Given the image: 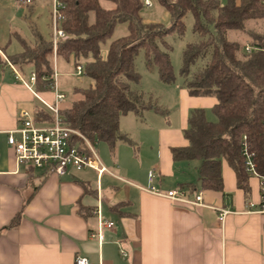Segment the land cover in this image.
<instances>
[{"label":"crops","instance_id":"crops-1","mask_svg":"<svg viewBox=\"0 0 264 264\" xmlns=\"http://www.w3.org/2000/svg\"><path fill=\"white\" fill-rule=\"evenodd\" d=\"M35 2L20 7L32 9L33 15ZM16 54L0 46V264H75L77 255L91 264H264V214L248 212L249 201H259L258 180L249 178L247 194L224 160L223 190L208 189L201 184L200 160L174 159L173 149L189 146L185 131L192 111L203 110L214 122L217 99L189 93L188 81L197 72L188 79L176 74L175 83L165 84L152 68L151 86L135 90L131 84L146 107L140 115L121 117L120 132L127 140L113 148L97 145L108 172L68 168L58 174L19 165L8 145L22 112L40 123L52 122V116L37 117L39 111L50 112L6 62ZM58 65L75 67L62 59ZM15 69L26 81L34 73L31 67ZM84 78L88 89L92 81ZM66 84L58 81L69 98ZM37 93L48 103L55 100L52 91ZM152 186L162 192L181 189L191 200L202 192L203 205L172 201L148 191ZM221 209L229 212L223 224ZM103 221L115 225L105 228Z\"/></svg>","mask_w":264,"mask_h":264},{"label":"trees","instance_id":"trees-1","mask_svg":"<svg viewBox=\"0 0 264 264\" xmlns=\"http://www.w3.org/2000/svg\"><path fill=\"white\" fill-rule=\"evenodd\" d=\"M62 1V27L70 38L59 44L57 55L75 66L83 60L84 76L92 81L88 89L77 90L82 99L62 113L72 129L111 148L127 140L120 132L121 117L131 112L140 115L146 107L144 96L131 90V84L141 81L136 70L139 52L145 51L147 67L156 68L163 83H175L171 48L165 39L173 34L183 37L184 18L193 14L194 32L201 40L185 48L180 76L188 79L195 65L205 63L187 87L192 96L217 99L213 108L217 121H208L203 110L192 111L185 131L189 146L173 149V156L200 160L202 187L217 191L223 190L226 160L236 172L239 187L249 194L250 176L242 157L245 137L264 167L263 0H153L169 13V28L144 21V0ZM103 3L114 7L107 9ZM121 24L127 25L129 34L113 40L104 56L103 44ZM34 37V46L21 40L23 52L9 56V61L21 71L33 68L36 91L51 92L55 83L52 40L37 30ZM50 116L37 114L38 118Z\"/></svg>","mask_w":264,"mask_h":264},{"label":"built area","instance_id":"built-area-1","mask_svg":"<svg viewBox=\"0 0 264 264\" xmlns=\"http://www.w3.org/2000/svg\"><path fill=\"white\" fill-rule=\"evenodd\" d=\"M50 3V19L52 29V44L54 55V86L52 92L55 93L54 102L48 103L43 100L35 89L36 75L32 73L28 81L23 80L15 67L7 60L6 62L15 71L23 84L33 92L35 97L50 112L52 122L43 124L37 120L29 112H22L20 115V123L16 130L10 132L8 137V145L14 150L17 163L19 165H27L35 168L46 169L52 173L63 174L68 168L77 170L93 169L99 174L108 172L107 167L103 164L97 151V143L90 141L80 132L72 129L65 121L63 116V105L67 100V96L63 94L58 87L59 72L57 70L58 55L57 50L59 44L67 41L70 36L62 27V10L65 4L62 0H46ZM21 6H31L34 0H18ZM145 7L153 8L152 0H144ZM264 4V0H263ZM248 51H250L248 49ZM84 61L80 60L76 67L77 75H84ZM242 157L244 161L245 171L250 177H254L259 183V201H249L248 212L264 214V167L259 165L256 153L251 149V145L247 138L243 139ZM150 180H154V174H150ZM148 191L170 198L172 201H181L191 205H203V195L200 192L194 200L188 199L181 189H173L168 192H162L158 188L152 186L147 188ZM228 210L221 209L219 220L222 224L225 222ZM113 221H103L101 226L105 228H113ZM75 264H91L88 258L77 255Z\"/></svg>","mask_w":264,"mask_h":264},{"label":"rangeland","instance_id":"rangeland-1","mask_svg":"<svg viewBox=\"0 0 264 264\" xmlns=\"http://www.w3.org/2000/svg\"><path fill=\"white\" fill-rule=\"evenodd\" d=\"M37 7L36 13L31 15L30 8L20 7L18 0H0V46H4L8 49L9 54H16L23 51L22 41L26 42L29 45H34L35 37L33 29H37L43 37L47 40H52V29H51V19L50 11L51 6L49 2L40 3L41 0H35ZM153 1V0H152ZM153 8L148 9L144 8L142 11V17L147 23H158L162 24L164 27L169 28L171 26V18L169 13L160 6L157 2L153 1ZM105 8L110 9L114 6L109 3H103ZM42 6H45L44 9H41ZM184 24L186 26V31L183 37L178 34H173L168 36L165 41L168 43L171 48L170 56L171 61L177 75L180 74L182 69V57L183 52L188 44L199 42L200 37L194 32L195 19L193 14L189 13L184 18ZM129 34L126 24L119 25L113 37L107 41L102 46V51L105 54L108 51V47L113 40L125 37ZM234 34H230V38L234 39ZM60 59L66 61L64 58L58 57L57 70L60 73L58 81L60 80L61 85H68L70 91L68 92L69 98H67L66 107H70L73 102L78 101L77 99L81 96L77 93V90L86 89L87 79L82 75L76 74V67L68 66V68H63L62 65L59 67ZM53 64L55 65L54 55L51 57ZM67 62V61H66ZM71 63V62H70ZM205 66L204 62H199L195 65L192 70L190 77L201 70ZM136 70L141 77L139 84H132L135 90H142L144 87L151 86L152 82L149 79L151 77V69L147 67L145 51H140L136 58ZM29 72V71H28ZM65 72H72L76 77H70ZM30 73V72H29ZM65 73V74H64ZM78 76V77H77ZM180 76V75H179ZM72 81H76L78 84H75V88L72 85ZM80 81V82H79ZM72 84V85H71ZM75 88V89H73ZM77 95V96H76ZM65 109V108H64ZM211 120L214 122L217 121L215 116L211 117ZM101 145V144H100ZM103 145V144H102ZM102 155V146L98 148ZM102 158V157H101Z\"/></svg>","mask_w":264,"mask_h":264}]
</instances>
